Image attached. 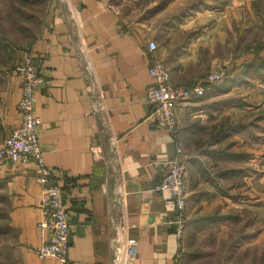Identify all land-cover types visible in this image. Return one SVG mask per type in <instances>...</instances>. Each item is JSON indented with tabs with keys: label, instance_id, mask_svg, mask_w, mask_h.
<instances>
[{
	"label": "crops",
	"instance_id": "1",
	"mask_svg": "<svg viewBox=\"0 0 264 264\" xmlns=\"http://www.w3.org/2000/svg\"><path fill=\"white\" fill-rule=\"evenodd\" d=\"M140 1L52 0L33 40L3 45L0 145L19 123L21 79L10 69L32 51L43 75L38 140L62 191L69 244L66 263L36 255V168L0 160V264H175L177 254L179 264H264V152L252 149L264 148V83H235L244 69L233 67L246 60L252 0H223L180 20L173 16L185 0L153 15L156 0ZM149 41L174 84L229 68L228 81L205 82L201 96L175 105V138L148 117ZM177 145L187 154L180 248L172 193L149 190Z\"/></svg>",
	"mask_w": 264,
	"mask_h": 264
},
{
	"label": "built area",
	"instance_id": "2",
	"mask_svg": "<svg viewBox=\"0 0 264 264\" xmlns=\"http://www.w3.org/2000/svg\"><path fill=\"white\" fill-rule=\"evenodd\" d=\"M156 50L157 44L149 41L148 73L152 79V86L145 95V101L151 106L148 117L155 126L167 129L175 138L178 131L175 105L190 97L201 96L205 91L203 85L205 82H220L227 73L226 69L210 70L205 73L202 81L190 85L173 84L164 61L153 55ZM33 56L32 51L25 52L10 69V73L21 79V96L17 106L19 123L0 145V160L32 163L35 166L37 171L35 179L42 187L39 199L41 218L37 222L41 243L35 249V253L39 258L52 257L66 263L69 225L55 171L45 165L38 140L42 122L34 110V92L43 83V75L40 70V59L35 61ZM186 159L187 154L177 145L174 156L167 161L164 174L149 189L154 193L163 191L172 193L175 206L172 224L179 248L184 236ZM128 242L130 245L126 254L130 258L134 253V240L130 239ZM179 255L174 258L175 264H179Z\"/></svg>",
	"mask_w": 264,
	"mask_h": 264
},
{
	"label": "rangeland",
	"instance_id": "3",
	"mask_svg": "<svg viewBox=\"0 0 264 264\" xmlns=\"http://www.w3.org/2000/svg\"><path fill=\"white\" fill-rule=\"evenodd\" d=\"M149 1L150 0H141L140 3H147ZM252 3H256L257 6L260 3L262 4L261 7H264V0H252ZM51 8L52 0H0V34L8 35V37H12L13 39L20 40L21 42L26 43L29 40H33L35 36L38 35L39 29L41 28L43 22L46 21L47 17H49ZM16 11L21 12L22 18L16 14ZM25 16L29 17L24 20L23 18ZM253 17H255L256 22H254L252 25V40L250 39V41L248 42V49L242 50L241 53L239 51L240 55L242 54V57L246 60L241 64H237L236 62L233 67L237 69L239 67H242V69H244L246 67V64L254 59V56L256 55L255 53H257V55L259 56H264V29L261 27L262 20L259 19V16L257 14L255 15V12H253ZM249 36V34H246V38H249ZM254 38L257 39L254 40ZM249 55L251 57L246 58ZM217 69H226L227 74L224 79L229 77V68L220 66L219 68L212 70ZM247 78H249V76H247ZM223 80H221L220 82H222ZM259 111L264 114V108L260 109ZM259 111H257V113H259ZM261 117L264 119V115H262ZM254 140L255 138H253V141ZM261 140L263 141V139ZM252 149L258 155L264 152V148L260 149L258 147H253Z\"/></svg>",
	"mask_w": 264,
	"mask_h": 264
},
{
	"label": "trees",
	"instance_id": "4",
	"mask_svg": "<svg viewBox=\"0 0 264 264\" xmlns=\"http://www.w3.org/2000/svg\"><path fill=\"white\" fill-rule=\"evenodd\" d=\"M171 0H156V5L153 9H149L146 11L147 14L153 15L157 11L161 10L165 7ZM225 1L223 0H185V2L178 7L177 14L173 16L175 20H180L183 17L201 9H213L215 7H222ZM262 4L252 3L253 11L255 15L259 16V19L262 20L261 27L264 29V7H261ZM16 14L22 18V14L20 11H16ZM29 17V16H28ZM28 17H24L26 20ZM24 29V27H23ZM257 38H254L256 40ZM8 41V35L0 34V51L2 50L5 42ZM252 42V41H251ZM245 43L242 45L241 50L248 49L249 44ZM254 56V59L246 64L244 71L239 74V76L235 77V83H246L249 79L257 78L259 81L264 83V56H259L257 53ZM249 76V78H247ZM229 78L224 79L222 82L228 81Z\"/></svg>",
	"mask_w": 264,
	"mask_h": 264
}]
</instances>
